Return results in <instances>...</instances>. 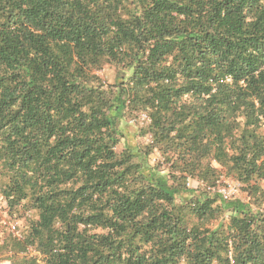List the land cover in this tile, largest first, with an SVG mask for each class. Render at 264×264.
<instances>
[{
	"label": "trees",
	"instance_id": "16d2710c",
	"mask_svg": "<svg viewBox=\"0 0 264 264\" xmlns=\"http://www.w3.org/2000/svg\"><path fill=\"white\" fill-rule=\"evenodd\" d=\"M0 199L10 264H264V0H0Z\"/></svg>",
	"mask_w": 264,
	"mask_h": 264
},
{
	"label": "rangeland",
	"instance_id": "374dc122",
	"mask_svg": "<svg viewBox=\"0 0 264 264\" xmlns=\"http://www.w3.org/2000/svg\"><path fill=\"white\" fill-rule=\"evenodd\" d=\"M103 75H104V77H109L110 76V71L109 70H105ZM139 141H140V143H144L145 142V140H139ZM196 185L197 184L194 181L190 182V186L191 187H195ZM232 189H233V186H230L228 188V190H230V193H232ZM233 197L244 199L243 194L238 193V192L234 193ZM9 223H11V222L7 219V216L4 214L3 211H0V233L5 231L6 229L9 232V229H8ZM0 264H10V263H9V261H5L4 259H0Z\"/></svg>",
	"mask_w": 264,
	"mask_h": 264
},
{
	"label": "built area",
	"instance_id": "2783aa9c",
	"mask_svg": "<svg viewBox=\"0 0 264 264\" xmlns=\"http://www.w3.org/2000/svg\"><path fill=\"white\" fill-rule=\"evenodd\" d=\"M229 187H230V185H229ZM229 187H228V188H229ZM228 188L221 189V193H222V195H223V197H224L225 199H227V198L233 196L234 193L238 192V189H237L238 186H237V185H234V186H233L232 193H230V190H228ZM238 193H239V192H238ZM0 211H3L4 214H5L4 204H3V202L1 201V199H0ZM17 226H18V223H12V222H11V223H9L8 229H9V232H10V233H13V235L19 237V235H18V231L16 230V229H17Z\"/></svg>",
	"mask_w": 264,
	"mask_h": 264
}]
</instances>
